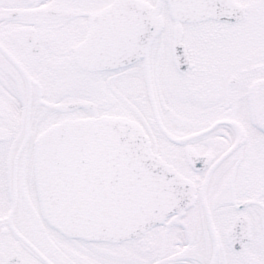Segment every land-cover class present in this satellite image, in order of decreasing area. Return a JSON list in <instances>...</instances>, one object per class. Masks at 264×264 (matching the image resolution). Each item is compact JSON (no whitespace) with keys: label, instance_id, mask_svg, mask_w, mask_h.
<instances>
[{"label":"snow or ice","instance_id":"1","mask_svg":"<svg viewBox=\"0 0 264 264\" xmlns=\"http://www.w3.org/2000/svg\"><path fill=\"white\" fill-rule=\"evenodd\" d=\"M0 264H264V0H0Z\"/></svg>","mask_w":264,"mask_h":264}]
</instances>
